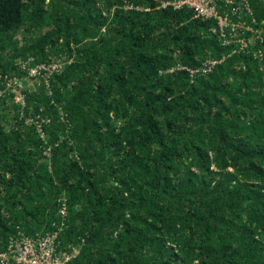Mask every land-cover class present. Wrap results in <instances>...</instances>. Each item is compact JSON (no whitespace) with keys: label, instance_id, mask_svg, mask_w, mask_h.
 Segmentation results:
<instances>
[{"label":"trees","instance_id":"1","mask_svg":"<svg viewBox=\"0 0 264 264\" xmlns=\"http://www.w3.org/2000/svg\"><path fill=\"white\" fill-rule=\"evenodd\" d=\"M159 1L0 0V74L74 58L24 118L0 97V249L52 230L64 200L68 264H264V33L232 53L214 21ZM39 113L49 158L25 124Z\"/></svg>","mask_w":264,"mask_h":264},{"label":"built area","instance_id":"2","mask_svg":"<svg viewBox=\"0 0 264 264\" xmlns=\"http://www.w3.org/2000/svg\"><path fill=\"white\" fill-rule=\"evenodd\" d=\"M159 3L162 7L171 5L174 9L186 7L193 11L194 17L214 21L211 32L222 45L232 46V53L244 51L255 40L261 41L264 33V27L255 25L248 0H160ZM133 8L132 4H124L125 10ZM253 56L259 60L260 50H255ZM73 59L72 54L59 55L46 63H37L33 57L18 61L19 75L0 74V97L7 98L17 106L20 118H24L22 111L27 108V94L43 89L50 96L52 77L60 74ZM219 62L220 59L207 58L196 68L180 65L175 68L186 70L192 77L210 72ZM60 114L61 120L65 121L63 113ZM50 122V118L40 116V113L25 118V124L33 125L37 137L44 143L42 154L47 158L51 156V146L47 144L48 137L44 128ZM58 218V223L51 224L52 230L36 238L21 233L9 237L5 247L0 249V264H68L76 259L81 252L80 245L68 244L62 247L59 239L66 226L64 200L60 201Z\"/></svg>","mask_w":264,"mask_h":264}]
</instances>
